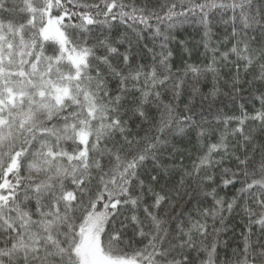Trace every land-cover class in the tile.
Wrapping results in <instances>:
<instances>
[{
	"label": "snow or ice",
	"instance_id": "snow-or-ice-1",
	"mask_svg": "<svg viewBox=\"0 0 264 264\" xmlns=\"http://www.w3.org/2000/svg\"><path fill=\"white\" fill-rule=\"evenodd\" d=\"M0 264H264V0H0Z\"/></svg>",
	"mask_w": 264,
	"mask_h": 264
}]
</instances>
